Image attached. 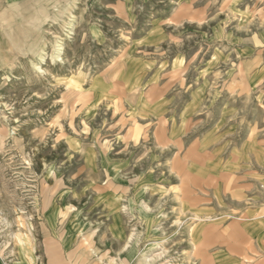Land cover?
Here are the masks:
<instances>
[{"label":"rangeland","instance_id":"1","mask_svg":"<svg viewBox=\"0 0 264 264\" xmlns=\"http://www.w3.org/2000/svg\"><path fill=\"white\" fill-rule=\"evenodd\" d=\"M117 159L137 168L122 182ZM119 198L145 220L141 264H264V0L1 12L0 264H85L45 244L43 215L99 220Z\"/></svg>","mask_w":264,"mask_h":264},{"label":"crops","instance_id":"2","mask_svg":"<svg viewBox=\"0 0 264 264\" xmlns=\"http://www.w3.org/2000/svg\"><path fill=\"white\" fill-rule=\"evenodd\" d=\"M39 0H0V14L1 12L12 9L13 7L24 6L30 2ZM45 2V1H44ZM171 110V108H166ZM164 114L163 120H166L170 125L171 137L173 140H179L178 136L181 127L185 123V117H179L177 120L172 116L173 111ZM183 120V121H182ZM203 137V136H202ZM208 155V154H207ZM123 161V162H121ZM122 159H117L110 164V168L105 171L106 174L111 175L114 179L117 178L121 182L124 181V176H131L137 168L129 165ZM209 167L213 163L204 162ZM215 164V163H214ZM222 167V166H221ZM131 170V171H130ZM104 172V170H102ZM118 188L120 184L114 185ZM178 203L180 198L177 199ZM114 211H110L108 216L102 217L99 220H87L80 218L60 219L61 210L52 206L48 215H43L42 224L50 234L46 238L48 246L54 244L60 250V256L63 261L80 257L87 258L85 264H141L140 256L144 245L141 242L139 232L143 221L140 216L130 214L128 209L133 210V202L126 201L121 198L116 199ZM127 210V211H125ZM185 214V212H178V215ZM202 214V213H201ZM149 215H146L147 218ZM146 218V219H147ZM179 219V218H178ZM166 219L161 221L165 222ZM181 220V219H179ZM86 226L90 229L86 230ZM182 229V228H181ZM190 229L189 236L199 237L200 230L196 228L194 231ZM90 233L89 235L87 233ZM85 235V236H84ZM88 235V236H86ZM85 237H88L87 239ZM85 238V239H84ZM86 240H90L92 246L90 250L81 246ZM55 254V253H53ZM53 254L51 256H53ZM47 254V256H50ZM54 260H57L53 257ZM46 264H52L47 262ZM52 261V260H51ZM55 264V263H54Z\"/></svg>","mask_w":264,"mask_h":264},{"label":"bare ground","instance_id":"3","mask_svg":"<svg viewBox=\"0 0 264 264\" xmlns=\"http://www.w3.org/2000/svg\"><path fill=\"white\" fill-rule=\"evenodd\" d=\"M193 246H194V245H193ZM192 250H193V249H192ZM192 250H191V251H192ZM190 254H191V253H190Z\"/></svg>","mask_w":264,"mask_h":264}]
</instances>
